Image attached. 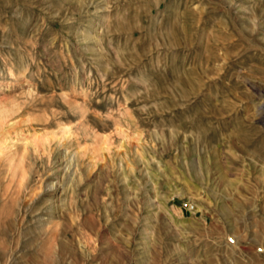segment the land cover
<instances>
[{
  "label": "rangeland",
  "instance_id": "374dc122",
  "mask_svg": "<svg viewBox=\"0 0 264 264\" xmlns=\"http://www.w3.org/2000/svg\"><path fill=\"white\" fill-rule=\"evenodd\" d=\"M260 101L264 0H0V264H264Z\"/></svg>",
  "mask_w": 264,
  "mask_h": 264
},
{
  "label": "bare ground",
  "instance_id": "6f19581e",
  "mask_svg": "<svg viewBox=\"0 0 264 264\" xmlns=\"http://www.w3.org/2000/svg\"><path fill=\"white\" fill-rule=\"evenodd\" d=\"M210 51V50H209ZM208 51V52H209ZM213 56V55H212ZM210 60V59H209ZM215 61V60H214ZM212 62V61H211ZM209 63V62H208ZM210 73V72H209ZM206 74V73H205ZM251 89V88H250ZM259 95V94H258ZM261 102V101H260ZM256 107V114L259 115V117L264 120V102H261L258 105H255Z\"/></svg>",
  "mask_w": 264,
  "mask_h": 264
}]
</instances>
